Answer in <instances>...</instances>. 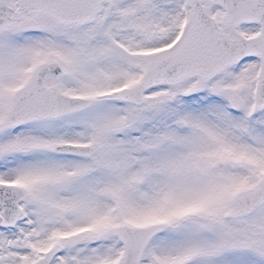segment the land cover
Returning <instances> with one entry per match:
<instances>
[{
    "label": "snow or ice",
    "instance_id": "snow-or-ice-1",
    "mask_svg": "<svg viewBox=\"0 0 264 264\" xmlns=\"http://www.w3.org/2000/svg\"><path fill=\"white\" fill-rule=\"evenodd\" d=\"M0 264H264V0H0Z\"/></svg>",
    "mask_w": 264,
    "mask_h": 264
}]
</instances>
